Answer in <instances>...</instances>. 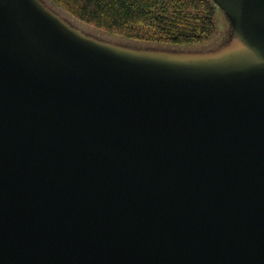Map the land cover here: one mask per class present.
Returning <instances> with one entry per match:
<instances>
[{
  "label": "water",
  "instance_id": "obj_1",
  "mask_svg": "<svg viewBox=\"0 0 264 264\" xmlns=\"http://www.w3.org/2000/svg\"><path fill=\"white\" fill-rule=\"evenodd\" d=\"M216 1L257 65L125 67L0 0V264H264V0Z\"/></svg>",
  "mask_w": 264,
  "mask_h": 264
},
{
  "label": "rangeland",
  "instance_id": "obj_2",
  "mask_svg": "<svg viewBox=\"0 0 264 264\" xmlns=\"http://www.w3.org/2000/svg\"><path fill=\"white\" fill-rule=\"evenodd\" d=\"M60 25L67 36L82 48L95 50L99 57L120 62L125 67L147 68L159 73L218 74L257 65L263 56L244 32L240 22L216 0V29L210 41L198 45H170L137 41L90 27L69 15L52 0H29ZM84 45V46H83Z\"/></svg>",
  "mask_w": 264,
  "mask_h": 264
},
{
  "label": "trees",
  "instance_id": "obj_3",
  "mask_svg": "<svg viewBox=\"0 0 264 264\" xmlns=\"http://www.w3.org/2000/svg\"><path fill=\"white\" fill-rule=\"evenodd\" d=\"M81 23L133 40L204 44L216 29L212 0H52Z\"/></svg>",
  "mask_w": 264,
  "mask_h": 264
}]
</instances>
